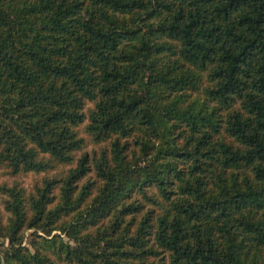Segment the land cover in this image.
Returning a JSON list of instances; mask_svg holds the SVG:
<instances>
[{"label":"trees","instance_id":"obj_1","mask_svg":"<svg viewBox=\"0 0 264 264\" xmlns=\"http://www.w3.org/2000/svg\"><path fill=\"white\" fill-rule=\"evenodd\" d=\"M0 264H264V0H0Z\"/></svg>","mask_w":264,"mask_h":264},{"label":"rangeland","instance_id":"obj_2","mask_svg":"<svg viewBox=\"0 0 264 264\" xmlns=\"http://www.w3.org/2000/svg\"><path fill=\"white\" fill-rule=\"evenodd\" d=\"M14 179L18 180L20 183H22L23 185H25L27 188H30L32 186V184L37 181L39 179V175H35V174H27L21 177H13L10 175H7L5 173H1L0 172V185L3 183H11ZM2 198L0 196V211L1 213H3L2 211Z\"/></svg>","mask_w":264,"mask_h":264}]
</instances>
